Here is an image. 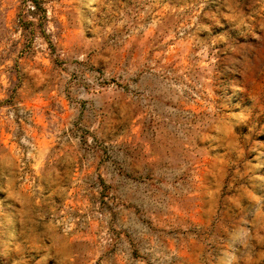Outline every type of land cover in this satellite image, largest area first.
<instances>
[{
	"label": "rangeland",
	"instance_id": "1",
	"mask_svg": "<svg viewBox=\"0 0 264 264\" xmlns=\"http://www.w3.org/2000/svg\"><path fill=\"white\" fill-rule=\"evenodd\" d=\"M0 264H264V0H0Z\"/></svg>",
	"mask_w": 264,
	"mask_h": 264
}]
</instances>
